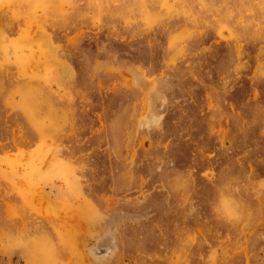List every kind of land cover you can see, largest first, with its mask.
<instances>
[{"label": "rangeland", "instance_id": "374dc122", "mask_svg": "<svg viewBox=\"0 0 264 264\" xmlns=\"http://www.w3.org/2000/svg\"><path fill=\"white\" fill-rule=\"evenodd\" d=\"M0 264H264V0H0Z\"/></svg>", "mask_w": 264, "mask_h": 264}]
</instances>
